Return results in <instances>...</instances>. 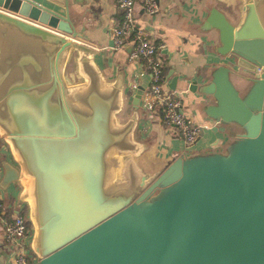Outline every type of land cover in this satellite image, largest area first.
I'll list each match as a JSON object with an SVG mask.
<instances>
[{"label": "water", "instance_id": "obj_1", "mask_svg": "<svg viewBox=\"0 0 264 264\" xmlns=\"http://www.w3.org/2000/svg\"><path fill=\"white\" fill-rule=\"evenodd\" d=\"M238 4L235 22L206 5L211 65L188 83L225 144L158 163L135 135L142 87L126 100L67 12L0 0V190L16 186L36 264H264V0Z\"/></svg>", "mask_w": 264, "mask_h": 264}, {"label": "crops", "instance_id": "obj_2", "mask_svg": "<svg viewBox=\"0 0 264 264\" xmlns=\"http://www.w3.org/2000/svg\"><path fill=\"white\" fill-rule=\"evenodd\" d=\"M33 1L62 14L67 12L71 23L79 33L75 38L98 50L97 60L106 77H112L118 69L122 70L126 100L135 87L138 85L142 87L143 102L139 109L135 135L138 138L150 140L149 148L145 152L146 159L162 163L170 161L177 155L218 150L223 147L225 141H217L213 144V133L205 127L192 144L186 145L172 125L161 121L160 112L156 106L143 105L150 84L145 61L129 58L127 46L115 50L110 48L111 30L120 17V9L115 5L114 0ZM208 3L214 4L231 21L237 20L238 0H157L158 10L153 14H146L138 4L135 6L136 27L140 28L147 37L163 43L162 49L165 51L161 53L164 86L181 93L183 111L200 125H209V122L197 105V96L188 89V83L196 79L198 88L200 83L206 81L205 73L211 65L209 58L211 54L203 45L198 44L202 39L201 33L194 30L203 20ZM210 35L211 33L208 32L209 37ZM231 79L235 84H239V77L232 75ZM125 110L127 114L128 102L122 112ZM238 131L236 125L228 124L224 130L225 140L231 139ZM0 154L8 158L6 149L2 148ZM8 190L9 194L13 193L12 196H8ZM15 193L16 186L13 184H10L5 192L0 190V195L5 202L24 210V205L17 203ZM0 255L2 262H7V253L1 240Z\"/></svg>", "mask_w": 264, "mask_h": 264}, {"label": "built area", "instance_id": "obj_3", "mask_svg": "<svg viewBox=\"0 0 264 264\" xmlns=\"http://www.w3.org/2000/svg\"><path fill=\"white\" fill-rule=\"evenodd\" d=\"M120 9V17L111 30V49H122L129 46L128 57L145 61L150 84L144 97L147 107L156 106L160 112L161 121L172 125L186 145L192 144L201 129L182 109L181 93L164 86V71L162 64L163 43L147 37L135 25V6L138 4L146 14L158 10L157 0H114ZM256 66L254 72L259 73ZM143 102V99H142ZM5 149L0 144V150ZM30 229L25 212L14 204L4 202L0 195V240L7 253V262L1 264H36L37 258L28 248Z\"/></svg>", "mask_w": 264, "mask_h": 264}, {"label": "rangeland", "instance_id": "obj_4", "mask_svg": "<svg viewBox=\"0 0 264 264\" xmlns=\"http://www.w3.org/2000/svg\"><path fill=\"white\" fill-rule=\"evenodd\" d=\"M126 115V110L124 111V112H122L121 114H120V117H123V116H125ZM10 193V191L8 190L7 191V194H8V196H12V194H9ZM4 196V195H3ZM7 195H5V197H8ZM3 198V197H2ZM5 202V201H4ZM26 210V208L24 207V211ZM26 216V215H25Z\"/></svg>", "mask_w": 264, "mask_h": 264}, {"label": "trees", "instance_id": "obj_5", "mask_svg": "<svg viewBox=\"0 0 264 264\" xmlns=\"http://www.w3.org/2000/svg\"><path fill=\"white\" fill-rule=\"evenodd\" d=\"M1 143V142H0ZM24 211V210H23ZM25 212V211H24ZM27 224L29 225L28 221H27Z\"/></svg>", "mask_w": 264, "mask_h": 264}]
</instances>
